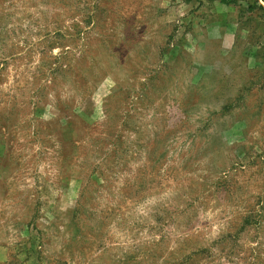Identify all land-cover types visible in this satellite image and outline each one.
Returning a JSON list of instances; mask_svg holds the SVG:
<instances>
[{
	"label": "rangeland",
	"instance_id": "1",
	"mask_svg": "<svg viewBox=\"0 0 264 264\" xmlns=\"http://www.w3.org/2000/svg\"><path fill=\"white\" fill-rule=\"evenodd\" d=\"M0 252L264 264V0H0Z\"/></svg>",
	"mask_w": 264,
	"mask_h": 264
},
{
	"label": "trees",
	"instance_id": "2",
	"mask_svg": "<svg viewBox=\"0 0 264 264\" xmlns=\"http://www.w3.org/2000/svg\"><path fill=\"white\" fill-rule=\"evenodd\" d=\"M230 1H234V0H222V2H230Z\"/></svg>",
	"mask_w": 264,
	"mask_h": 264
},
{
	"label": "crops",
	"instance_id": "3",
	"mask_svg": "<svg viewBox=\"0 0 264 264\" xmlns=\"http://www.w3.org/2000/svg\"><path fill=\"white\" fill-rule=\"evenodd\" d=\"M4 248V247H3ZM5 249V248H4ZM5 252V251H4ZM3 251H2V253H4ZM0 254H1V252H0Z\"/></svg>",
	"mask_w": 264,
	"mask_h": 264
}]
</instances>
